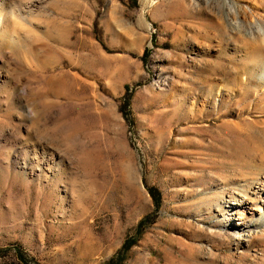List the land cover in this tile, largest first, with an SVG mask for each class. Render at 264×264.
<instances>
[{"label":"rangeland","instance_id":"374dc122","mask_svg":"<svg viewBox=\"0 0 264 264\" xmlns=\"http://www.w3.org/2000/svg\"><path fill=\"white\" fill-rule=\"evenodd\" d=\"M0 4V264H264V0Z\"/></svg>","mask_w":264,"mask_h":264},{"label":"bare ground","instance_id":"6f19581e","mask_svg":"<svg viewBox=\"0 0 264 264\" xmlns=\"http://www.w3.org/2000/svg\"><path fill=\"white\" fill-rule=\"evenodd\" d=\"M33 3L31 2V5ZM2 8V4H0V9ZM26 20V19H24ZM261 38V37H260ZM260 38H254L252 40V43L254 45V48L255 49V55L257 56L255 58V60L253 61L252 60V69L254 70L252 72V77H254V81L252 80V84H256L257 83V78H255V74L256 72L258 71L259 67L262 66L263 69H264V38L260 39ZM251 45V44H250ZM254 51V50H253ZM263 121V120H261ZM259 187H258V191H257V194L260 199L261 202L264 203V178L262 180V182H259ZM236 194H238V197H233V201H231L230 203L235 206V207H238V208H244V209H248L249 208V204H250V200L248 197L244 196V195H241L240 193L236 192ZM232 197V196H231ZM258 199V198H257ZM252 200V199H251ZM255 200H253L254 202ZM259 201V200H258ZM250 209V208H249ZM251 210H255V207L254 209H251ZM244 211V210H243ZM237 225V224H236ZM244 225V224H243ZM241 227V225H240ZM245 240V239H244ZM247 241V240H246Z\"/></svg>","mask_w":264,"mask_h":264},{"label":"trees","instance_id":"16d2710c","mask_svg":"<svg viewBox=\"0 0 264 264\" xmlns=\"http://www.w3.org/2000/svg\"><path fill=\"white\" fill-rule=\"evenodd\" d=\"M147 52H145V56ZM150 195L152 196L157 207L160 206V198L156 196L155 190L148 188ZM144 222L139 224V231L142 229ZM142 231V230H141ZM142 233V232H140ZM139 237L134 239H128L122 246V248L115 253L110 259H108L104 264H126L128 260V254L130 250L138 243ZM15 258L19 264H41L33 259H31L23 249L18 248L15 251Z\"/></svg>","mask_w":264,"mask_h":264}]
</instances>
